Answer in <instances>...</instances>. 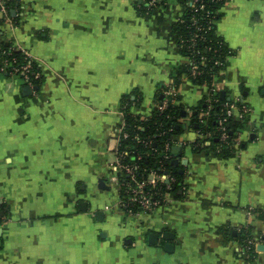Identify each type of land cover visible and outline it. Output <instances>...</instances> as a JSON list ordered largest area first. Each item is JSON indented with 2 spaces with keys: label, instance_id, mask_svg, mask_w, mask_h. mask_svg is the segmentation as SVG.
I'll use <instances>...</instances> for the list:
<instances>
[{
  "label": "crops",
  "instance_id": "0c3cea01",
  "mask_svg": "<svg viewBox=\"0 0 264 264\" xmlns=\"http://www.w3.org/2000/svg\"><path fill=\"white\" fill-rule=\"evenodd\" d=\"M7 4L0 47L33 71L0 72V264H264V0H228L216 22L233 54L211 85L251 109L228 156L203 149L210 88L186 71L178 0ZM168 96L181 179L167 204L129 215L125 111L149 118Z\"/></svg>",
  "mask_w": 264,
  "mask_h": 264
},
{
  "label": "trees",
  "instance_id": "16d2710c",
  "mask_svg": "<svg viewBox=\"0 0 264 264\" xmlns=\"http://www.w3.org/2000/svg\"><path fill=\"white\" fill-rule=\"evenodd\" d=\"M162 1V0H161ZM184 5L185 14L184 18L177 24L175 28V33L177 35L178 44L183 42V48L181 49L182 53L186 56L190 55L188 49L187 41L190 39L192 32L194 31V26H192V19H198V22L205 27V30L202 32L204 39L198 40L195 48L197 51H200L196 58L199 61V69L201 74L193 77L191 76L190 67H186V71L190 78H194L195 83L211 85L213 77L217 75L225 65L226 59L231 56L232 50L228 48L224 39L216 35V24L211 25L212 21L217 22L220 17V9L225 5L228 0H202L204 8L200 7V4H193V0H178ZM161 3V2H160ZM9 48V47H8ZM5 46L0 47V53L3 50L8 49ZM14 59H16L17 64L21 65L24 62V55L21 52L13 53ZM191 56V55H190ZM203 57L206 58V62L203 64ZM219 103H214L212 109L209 111V116L206 118L207 125L204 128L198 126V129L204 134L207 131L213 130V135L208 141L205 142L203 149H212L214 148L215 152L220 150L218 155L228 156L232 155L235 149L234 135L238 132L240 128L239 122L229 119L225 123V127L228 129V133L231 140V146L222 145L220 142V130L218 128V121L221 115L225 116V112L221 104L227 103L225 100H222L220 96ZM174 98L168 96L160 100V103L166 102L167 107L164 110L156 108L154 114L149 118H139L134 117L128 114V111L125 115V134L127 137H122L119 152H129V155L126 156L125 162L127 164H137L139 170L137 169V174L140 177L142 173L149 169H153L158 173H162L164 169H168L172 172L176 178V183L173 184L172 192L175 190V187L178 184V181L181 179V174L179 170L173 164V146L174 140L172 137L177 134H180L183 130L182 126L178 124L177 119L180 117L179 109L174 105ZM208 110V104L204 107L203 111ZM168 127L171 129V132L165 131ZM166 132L163 136L158 137L159 134ZM157 136V137H156ZM151 141L149 147H146L145 142ZM170 142L169 155L170 160L163 162L164 168L160 167L158 160L153 158L150 154H146L150 149L161 150L163 141ZM133 151L140 152L142 158L140 160L134 159ZM127 176L125 180H127Z\"/></svg>",
  "mask_w": 264,
  "mask_h": 264
},
{
  "label": "built area",
  "instance_id": "2783aa9c",
  "mask_svg": "<svg viewBox=\"0 0 264 264\" xmlns=\"http://www.w3.org/2000/svg\"><path fill=\"white\" fill-rule=\"evenodd\" d=\"M155 1V0H153ZM200 4V7L203 9L204 4L202 3V0H193V4ZM0 12L4 15H8V4L7 0H0ZM216 24L215 21L211 22V25ZM192 26H194V31L191 34L190 39L187 41V47L190 51V55L186 56L189 59L188 66L190 67V73L191 76L196 77L201 74L199 69V61L196 60L197 56L201 54L200 51H197L195 48V45L198 40H203L204 36L202 32L205 30V27L198 22V19L193 18L192 19ZM183 42H179V48L182 49L184 46L182 44ZM19 52L15 50L14 48L9 47L7 50H3L0 53V72L6 73L9 76H16V75H25L28 78V75L31 74L33 71V65L29 61L28 56H26L24 53V62L21 65L17 64L16 59H14L13 53ZM206 62V58L203 57V61L201 63L203 64ZM219 74V73H218ZM217 74V75H218ZM217 75H215L213 78H215ZM194 79V78H192ZM206 85V84H204ZM210 88L209 91V97L207 100L208 104V110L201 112L202 122L205 123L206 118L209 116V111L212 109V106L214 103H219L218 96V90L215 87H212V85H207ZM223 111L225 112V116L221 115L219 121H218V128L220 130V142L222 145H230L231 140L228 133V129L225 127V123L232 119L243 122L247 119V116L251 112V109L249 106H247L245 103H223L221 104ZM160 110H164L167 107V103H159L157 106ZM234 111H237L238 113V119L234 118ZM123 128H125V123L123 125ZM171 132V129L167 125V129L165 131ZM166 134V132H163L158 135V137L163 136ZM124 137H127L125 134V130L123 133ZM157 137V136H156ZM174 140V136L172 137ZM232 142L236 144L235 139H232ZM151 144V141H146L145 145L146 147H149ZM196 146H200L199 143H195ZM162 149H150L147 151L146 154H150L153 158L159 159L158 163L160 167L164 168L163 162H167L170 160L169 155V148H170V142L169 141H163L162 142ZM120 146V144H119ZM231 146V145H230ZM236 147V145H235ZM218 150L217 152H219ZM119 152V150H118ZM134 159L140 160L142 158V154L140 152L133 151ZM129 155V152H119L118 154V166L125 174V178L127 176V180L125 178L121 182V192L119 195V204L122 209L129 215H136L140 212H151L152 210L163 206L167 204V194L172 192L173 184L176 182V178L172 174V172L168 169H164L162 173H158L154 171L153 169H149L145 171L144 173L140 174L139 177L137 174V169L139 170V166L135 163L133 164H127L125 162L126 156Z\"/></svg>",
  "mask_w": 264,
  "mask_h": 264
},
{
  "label": "water",
  "instance_id": "95a60500",
  "mask_svg": "<svg viewBox=\"0 0 264 264\" xmlns=\"http://www.w3.org/2000/svg\"><path fill=\"white\" fill-rule=\"evenodd\" d=\"M24 91H27V92H30L31 91V88H29V87H27V88H25V90ZM223 96H224V93H222V98H223ZM169 247V246H168ZM167 247V248H168ZM171 248L169 247V250H170Z\"/></svg>",
  "mask_w": 264,
  "mask_h": 264
}]
</instances>
